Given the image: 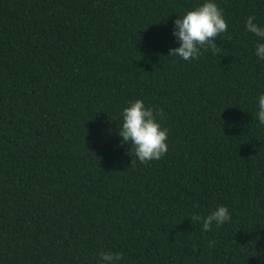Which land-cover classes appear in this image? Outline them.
Returning a JSON list of instances; mask_svg holds the SVG:
<instances>
[{"label": "trees", "instance_id": "obj_1", "mask_svg": "<svg viewBox=\"0 0 264 264\" xmlns=\"http://www.w3.org/2000/svg\"><path fill=\"white\" fill-rule=\"evenodd\" d=\"M200 2L0 0V264H264V0H216L218 47L184 61L173 20ZM133 99L168 130L158 160L121 143Z\"/></svg>", "mask_w": 264, "mask_h": 264}, {"label": "clouds", "instance_id": "obj_2", "mask_svg": "<svg viewBox=\"0 0 264 264\" xmlns=\"http://www.w3.org/2000/svg\"><path fill=\"white\" fill-rule=\"evenodd\" d=\"M226 29L227 24L216 0H201L173 20L171 35L178 42V46L171 48L168 54L184 61L195 59L203 46L217 48L213 38ZM244 29L257 38L253 52L257 60H264V26L258 25L255 17L250 15L244 21ZM255 102L256 120L264 125V91L257 94ZM167 134V128L161 126L153 108L146 107L143 100H129L122 108L118 135L122 144L130 145L134 156L141 163L158 160L166 153ZM191 218L200 222L201 231L207 232L212 226L219 227L228 222L230 212L225 205L218 204L208 214L204 216L193 214ZM212 243L209 241V245ZM122 259L119 251H103L99 253L97 264H120Z\"/></svg>", "mask_w": 264, "mask_h": 264}]
</instances>
